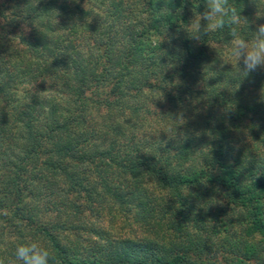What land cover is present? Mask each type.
<instances>
[{
    "label": "trees",
    "instance_id": "obj_1",
    "mask_svg": "<svg viewBox=\"0 0 264 264\" xmlns=\"http://www.w3.org/2000/svg\"><path fill=\"white\" fill-rule=\"evenodd\" d=\"M230 2L250 39L264 0ZM205 9L0 0V258L264 264V69L191 38Z\"/></svg>",
    "mask_w": 264,
    "mask_h": 264
},
{
    "label": "clouds",
    "instance_id": "obj_2",
    "mask_svg": "<svg viewBox=\"0 0 264 264\" xmlns=\"http://www.w3.org/2000/svg\"><path fill=\"white\" fill-rule=\"evenodd\" d=\"M242 18L240 10L230 0H206L205 11L199 13L191 22L195 29L191 38L200 41L202 36L228 28L231 36L229 54L239 67L243 65L242 72L247 76L258 69H264V24H259L252 32V37L247 39L238 32ZM0 264H59V262L50 249L33 241L17 246L14 258L7 261L0 258Z\"/></svg>",
    "mask_w": 264,
    "mask_h": 264
}]
</instances>
